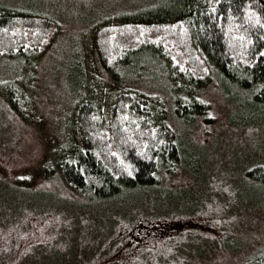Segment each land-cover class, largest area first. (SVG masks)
Returning a JSON list of instances; mask_svg holds the SVG:
<instances>
[{
  "label": "rangeland",
  "instance_id": "rangeland-1",
  "mask_svg": "<svg viewBox=\"0 0 264 264\" xmlns=\"http://www.w3.org/2000/svg\"><path fill=\"white\" fill-rule=\"evenodd\" d=\"M156 1L10 0L58 25L29 75L26 117L0 98V264H247L264 253V187L245 182L243 173L264 164V104L245 110L214 76L195 90L207 112L177 117L166 74L153 78L147 71L158 68L142 62L133 69L145 71L127 68L119 82L86 43L93 23ZM27 64L0 60V79L20 78ZM91 74L106 91L138 88L164 101L187 157L161 175L156 193L99 200L55 190L71 196L56 178V154L67 141L72 86L80 91Z\"/></svg>",
  "mask_w": 264,
  "mask_h": 264
},
{
  "label": "trees",
  "instance_id": "trees-1",
  "mask_svg": "<svg viewBox=\"0 0 264 264\" xmlns=\"http://www.w3.org/2000/svg\"><path fill=\"white\" fill-rule=\"evenodd\" d=\"M57 25L53 17L37 9L0 0V60L16 58L28 63L20 78L0 79V98L20 118L30 109L29 75L34 61L52 41ZM262 25L264 0H160L93 23L86 43L94 45L103 70L119 82L121 71L139 63L158 68L147 73L153 78L160 71L166 74L168 90L177 97L176 116L193 120L209 108L195 96V90L214 76L225 94L235 97L245 110L264 104ZM145 70L142 66L132 72ZM74 77L72 73L69 79ZM89 77L84 84L79 81L80 91L72 86L75 103L67 141L56 154V178L71 196L55 190L65 198L81 195L99 200L137 189L156 193L164 183L161 175L171 173L186 156L164 101L138 88L117 86L106 91L98 78ZM249 111L243 115L249 116ZM243 173L245 182L264 187V164ZM247 264H264V253Z\"/></svg>",
  "mask_w": 264,
  "mask_h": 264
},
{
  "label": "snow or ice",
  "instance_id": "snow-or-ice-1",
  "mask_svg": "<svg viewBox=\"0 0 264 264\" xmlns=\"http://www.w3.org/2000/svg\"><path fill=\"white\" fill-rule=\"evenodd\" d=\"M217 2H219V0H217ZM257 23H260V21L257 20ZM128 27H131V26H128ZM165 27H167V26H165ZM172 27H175V25H172ZM262 27H264V25H262ZM250 42H251V41H250ZM260 54H261V55H264V50H261ZM245 62H247V61H245ZM125 115H127V114H125ZM127 168H128V170H129V175H131V174H132V173H131V165H130V164L127 165Z\"/></svg>",
  "mask_w": 264,
  "mask_h": 264
}]
</instances>
